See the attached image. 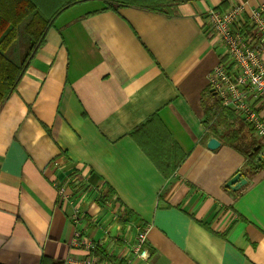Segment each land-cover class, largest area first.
<instances>
[{"label": "crops", "instance_id": "obj_1", "mask_svg": "<svg viewBox=\"0 0 264 264\" xmlns=\"http://www.w3.org/2000/svg\"><path fill=\"white\" fill-rule=\"evenodd\" d=\"M170 1L172 16L88 0L48 28L0 108V264H63L84 238L116 264H264V170L227 187L245 159L203 123L225 59L207 13L236 0Z\"/></svg>", "mask_w": 264, "mask_h": 264}, {"label": "trees", "instance_id": "obj_2", "mask_svg": "<svg viewBox=\"0 0 264 264\" xmlns=\"http://www.w3.org/2000/svg\"><path fill=\"white\" fill-rule=\"evenodd\" d=\"M85 1L88 0H0V108L15 91L36 51L44 43L48 28L54 25L65 9ZM102 1L105 5L101 10H116L121 5L138 4L144 9L174 15V2L170 0H140V3L132 0ZM202 103L203 123L208 130L206 136H217L243 155L245 161L239 172L243 176L253 177L264 170V161L256 159L264 144L254 135L253 128L241 121L233 110L222 106L214 89L209 86ZM218 126H222V130L219 131ZM257 145L259 148L253 150ZM96 254L110 261L117 260L100 248Z\"/></svg>", "mask_w": 264, "mask_h": 264}, {"label": "built area", "instance_id": "obj_3", "mask_svg": "<svg viewBox=\"0 0 264 264\" xmlns=\"http://www.w3.org/2000/svg\"><path fill=\"white\" fill-rule=\"evenodd\" d=\"M231 1V0H230ZM209 34L224 46L227 59L220 60L209 72L208 83L216 92L221 105L234 111L251 126L254 134L264 140V121L252 104V97L264 100V3L247 9L245 1H231L225 8L210 9L207 13ZM257 159H264V145ZM65 186L58 185L60 196L65 195ZM85 211L74 209L71 217L75 224L85 216ZM80 231L74 230L73 245L80 243ZM146 230L137 233L136 253L146 257L141 250ZM114 246V239L109 238ZM100 241L84 238L83 253L69 254L63 264H116L94 253ZM127 261L124 264H130Z\"/></svg>", "mask_w": 264, "mask_h": 264}, {"label": "water", "instance_id": "obj_4", "mask_svg": "<svg viewBox=\"0 0 264 264\" xmlns=\"http://www.w3.org/2000/svg\"><path fill=\"white\" fill-rule=\"evenodd\" d=\"M214 94L216 92L214 91ZM220 145V141L216 139L215 137H211L207 141V147L210 149H215ZM259 148V145L255 146L253 150H257ZM241 173L237 172L235 175H233L230 179H228L225 183V185L233 190L238 189L240 186L246 184L247 179L246 178H240Z\"/></svg>", "mask_w": 264, "mask_h": 264}, {"label": "rangeland", "instance_id": "obj_5", "mask_svg": "<svg viewBox=\"0 0 264 264\" xmlns=\"http://www.w3.org/2000/svg\"><path fill=\"white\" fill-rule=\"evenodd\" d=\"M139 1H140V0H132V2H137V3H140Z\"/></svg>", "mask_w": 264, "mask_h": 264}, {"label": "bare ground", "instance_id": "obj_6", "mask_svg": "<svg viewBox=\"0 0 264 264\" xmlns=\"http://www.w3.org/2000/svg\"><path fill=\"white\" fill-rule=\"evenodd\" d=\"M224 57H225V59H227V55L225 54V52H224Z\"/></svg>", "mask_w": 264, "mask_h": 264}]
</instances>
